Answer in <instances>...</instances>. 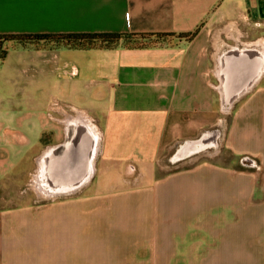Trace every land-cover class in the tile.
<instances>
[{
    "label": "crops",
    "instance_id": "0c3cea01",
    "mask_svg": "<svg viewBox=\"0 0 264 264\" xmlns=\"http://www.w3.org/2000/svg\"><path fill=\"white\" fill-rule=\"evenodd\" d=\"M75 30L194 33L5 41L0 264H264V0H0V33ZM218 137L229 158L154 173L170 148L190 155ZM88 138L90 179L51 192L47 179L83 178ZM33 169L38 190L63 196L15 200Z\"/></svg>",
    "mask_w": 264,
    "mask_h": 264
},
{
    "label": "trees",
    "instance_id": "16d2710c",
    "mask_svg": "<svg viewBox=\"0 0 264 264\" xmlns=\"http://www.w3.org/2000/svg\"><path fill=\"white\" fill-rule=\"evenodd\" d=\"M194 31H119V30H75V31H51V32H6L0 33V60L7 51L5 41L12 39L19 43L47 42L64 44L74 47H110L119 41L126 44H144L150 40L145 39L153 35H185L190 37ZM140 37V38H139ZM143 37V38H142ZM141 39V40H140Z\"/></svg>",
    "mask_w": 264,
    "mask_h": 264
},
{
    "label": "rangeland",
    "instance_id": "374dc122",
    "mask_svg": "<svg viewBox=\"0 0 264 264\" xmlns=\"http://www.w3.org/2000/svg\"><path fill=\"white\" fill-rule=\"evenodd\" d=\"M176 35H153V36H148L145 39L147 40H158V39H171L173 37H175ZM140 38V37H139ZM143 38V37H142ZM263 39V38H262ZM141 40V39H140ZM264 40V39H263ZM64 116V115H63ZM220 136L222 135V131H219ZM178 146H174L172 148H170L167 153L160 158L159 161H157L155 163L156 165V170H155V174H160L165 170H168L178 164L183 163L182 161H184V159H187L189 156H193V155H203V156H209V155H213V154H220V158L222 157H230V153L229 151L223 147L222 142H221V137H218V139L216 140V142L210 146H205L203 148H199L197 150H194V152L192 151V153L190 155H187V153L190 152V150H186L185 152H179L177 149ZM181 148V146L179 147V149ZM195 149V148H194ZM182 150V149H181ZM187 155V156H186ZM219 156V155H218ZM252 160L251 162H246L245 164H252V165H256L257 161L251 157ZM37 166V165H36ZM136 169L134 168V173H136L135 171ZM33 174H29L28 177L25 179L24 183L22 184V189L23 191L26 190L27 192H24L22 195H15L17 201H30V200H36L37 202L41 203L46 201L49 198L52 197H57L60 198L61 196H63L61 193H56V194H46L41 192L40 190H38L36 188L35 185V173L38 172V169H33ZM135 175V174H134ZM102 180V184L104 185L105 182H108L111 180V178H107L106 177V173L102 171V169L98 168V170L95 173L94 176V181H100ZM13 195L10 194H6L5 198L7 201H10V199H12ZM21 196V198L19 199L18 197ZM125 212V208H121L118 210V216H120V212Z\"/></svg>",
    "mask_w": 264,
    "mask_h": 264
},
{
    "label": "bare ground",
    "instance_id": "6f19581e",
    "mask_svg": "<svg viewBox=\"0 0 264 264\" xmlns=\"http://www.w3.org/2000/svg\"><path fill=\"white\" fill-rule=\"evenodd\" d=\"M261 53V57H262V62H261V70L264 69V50ZM88 128H92V126L90 125V123L88 122L87 124ZM89 131V130H88ZM89 137V134H88ZM99 143L97 142H90V138H88V140L86 141V147L84 149L85 155H84V174H83V178L81 180L77 179L76 181H74L72 178L70 179V181L68 180H62V179H56V180H46V187L50 188L49 190L52 191H61V190H68L71 189L72 187H74L75 185L79 184L80 182H84L88 179H90V177L92 176L94 169H95V157L96 154L98 152ZM74 167V165H65L64 166V170ZM46 168L47 171V167L44 166V170ZM42 174V173H41ZM43 177V174H42ZM39 184H43L44 179H41V176L39 177Z\"/></svg>",
    "mask_w": 264,
    "mask_h": 264
},
{
    "label": "built area",
    "instance_id": "2783aa9c",
    "mask_svg": "<svg viewBox=\"0 0 264 264\" xmlns=\"http://www.w3.org/2000/svg\"><path fill=\"white\" fill-rule=\"evenodd\" d=\"M55 103L57 104V102H55ZM242 160L245 162H251L252 158L251 157L249 158L248 156H244V157H242Z\"/></svg>",
    "mask_w": 264,
    "mask_h": 264
}]
</instances>
